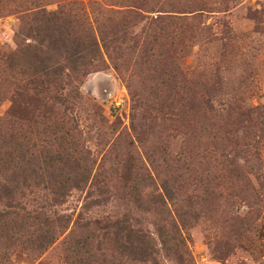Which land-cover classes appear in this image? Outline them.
Listing matches in <instances>:
<instances>
[{"label": "rangeland", "instance_id": "rangeland-1", "mask_svg": "<svg viewBox=\"0 0 264 264\" xmlns=\"http://www.w3.org/2000/svg\"><path fill=\"white\" fill-rule=\"evenodd\" d=\"M48 12L79 16L81 30L66 22L62 35L93 38L97 58L34 95L13 60L53 34ZM23 101L37 110L18 119ZM0 117L22 131L31 167L88 177L57 204L47 187H23L12 210L65 226L35 250L24 241L37 226L7 233L3 216L0 264H77L89 231L98 260L116 257L104 224L84 225L125 215L158 249L159 230L180 235L162 264H264V0H0Z\"/></svg>", "mask_w": 264, "mask_h": 264}, {"label": "trees", "instance_id": "trees-1", "mask_svg": "<svg viewBox=\"0 0 264 264\" xmlns=\"http://www.w3.org/2000/svg\"><path fill=\"white\" fill-rule=\"evenodd\" d=\"M46 15L44 21L50 24L47 30L50 29L53 34L47 33L40 42L41 45L32 46L28 44L27 48H23L22 57L13 60L15 68L19 67L20 71H26L25 66L28 69L27 72L34 76L30 79V83L34 88H32L34 95L59 88L69 82L70 79L77 78L79 74H84L86 67L91 66L97 58L98 44L93 38L92 41H86L81 36H75L69 40L64 34L62 35L63 24L66 22L75 32L81 30L84 23H82L79 16L73 14L66 20L65 16H59L56 12H48ZM54 15L57 16L54 17ZM84 34L86 37L91 38L89 32ZM60 57L68 62L67 69L69 72L65 73L61 71V68L59 69L58 60ZM45 84L51 85L46 86L44 90H39ZM58 98L61 99V97ZM25 104V101H23L17 104L13 110V114L18 119H22L28 114L34 115L37 110L36 106L30 107L32 103L28 106ZM3 121L0 117V200H5L8 210L6 212L0 211V221L3 216H6V220L1 227L7 233H12V231L17 233L24 231L25 228L37 226L38 233L34 234L33 239L24 242L31 249L41 250L53 241L55 233L65 226L66 219L58 215L56 216L55 225H49L47 229L42 230V225H45V222L40 221L37 214L19 216L20 213L11 209L15 207V203L12 204V202L16 201V196H23L21 189L23 187L27 188L29 183L32 182V185L36 188L40 186L47 187L51 194L50 200L57 204L63 200L71 188L80 187L81 183L86 184L88 177L85 172H82L76 173L68 180L61 167L46 171H39L31 167L26 159L27 144L22 131L19 128H16V130L10 129ZM74 180L75 183H73ZM65 183L70 184L68 186ZM163 188L167 192L168 187L164 185ZM30 218L33 220L30 221ZM100 223L104 224L99 227L103 230V238L111 237L118 255L114 257L109 253V256H107L106 253L102 252L100 253L101 258L98 260L95 251L91 247V238L94 233L89 231L91 237H83L76 250V253L84 254L85 259H78L77 264H145L149 262L151 264H162L158 260L160 250L178 255L179 251L183 250V240L175 230L170 234L164 233L162 230L158 231L157 239L160 243L158 249L155 238L140 227L134 228L126 215L114 219L89 220L84 227L88 229L90 226H98ZM11 236L9 237L11 238ZM101 243V241H97L96 251L99 250ZM97 261L100 262L97 263Z\"/></svg>", "mask_w": 264, "mask_h": 264}]
</instances>
